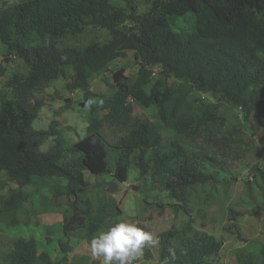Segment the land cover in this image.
Instances as JSON below:
<instances>
[{
  "label": "trees",
  "instance_id": "obj_1",
  "mask_svg": "<svg viewBox=\"0 0 264 264\" xmlns=\"http://www.w3.org/2000/svg\"><path fill=\"white\" fill-rule=\"evenodd\" d=\"M118 1L124 7L110 0H20L0 8V43L28 68L26 75L7 78L8 92L0 106V177L4 174L16 185L2 202L0 221L11 214V222L18 224L17 213L28 200L24 188L33 176L66 179L65 186L54 190L56 199L70 200L64 222L55 230L66 237L58 242L63 263L73 251V238L90 245L94 236L115 224L107 223L108 217L124 214L108 192L109 182L93 184V179L111 175L128 182L134 164L144 181L150 179L151 189L168 192L188 215L184 224L157 235L156 264H165L166 259L168 264H213L223 241L211 218L195 224L189 208L194 198L201 190L226 188L242 170L259 178L264 192V136L250 135L241 123L231 125L227 116V110H238L246 122L254 118L264 128V0ZM143 1L149 10L139 14ZM189 14L194 16V32L172 28L171 17ZM90 28L107 30L111 40L84 48L57 46L59 39ZM131 54L140 63L134 83L122 68L113 73V84L107 83L109 97L92 92V78ZM65 66L72 67L67 89L81 90L89 102L95 97V103L84 107L105 114L93 118L88 134L69 148L52 129L59 137L44 152L41 146L51 133L35 130L32 124L45 107L39 96L66 75ZM154 68H159L161 80L152 84ZM6 72L0 64V80ZM171 79L178 85L169 84ZM132 99L144 111L156 107L159 121L135 116ZM105 129L121 136L111 143ZM161 130H170L172 137L165 139ZM110 147L117 153L113 169ZM95 187L106 197L98 205L88 196ZM212 197L208 194L205 201ZM169 249L175 251V259ZM143 258H155L150 247ZM0 262L57 264L49 252L40 250L36 236L0 238ZM240 263L264 264V259L249 254Z\"/></svg>",
  "mask_w": 264,
  "mask_h": 264
},
{
  "label": "rangeland",
  "instance_id": "obj_2",
  "mask_svg": "<svg viewBox=\"0 0 264 264\" xmlns=\"http://www.w3.org/2000/svg\"><path fill=\"white\" fill-rule=\"evenodd\" d=\"M19 1L0 0V8L14 5ZM110 1L117 6L124 7V4L118 0ZM148 10L149 5L144 1L139 3V14ZM170 23L176 31L194 32L196 29L192 14L184 17H171ZM110 40L111 34L107 30L90 28L83 34L68 35L59 39L57 46L60 48H84L90 43H105ZM0 64H3L7 70L4 80H0L1 106L2 99L8 92V89L5 88L7 78L14 74L26 75L28 68L21 59L8 55L1 43ZM122 68L128 72L130 83H134L139 78L140 63L131 54L129 57L111 64L110 71L104 75L92 78L90 80L92 92L109 97L111 93L107 83L113 84V73ZM64 70L66 75L51 82L50 87L39 96L44 98L46 103L32 127L35 130H45L50 133L52 129L59 131L60 136L67 141L66 148H69L88 134V126L93 118L98 116L101 118L105 112H98L96 115L91 109L84 107L85 104L90 106V102L95 103L96 98L91 97L89 102L81 90L71 91L67 89V83L71 81L72 67L65 66ZM152 70L151 81L153 84L155 81L161 80V77L159 68ZM169 84L178 85L175 79H171ZM206 98L209 101L212 100L209 95H206ZM67 99L71 103H68ZM131 104L135 116L146 115L153 123L159 121L156 107L153 106L144 111L136 99H132ZM227 111L231 125L241 123L250 135L258 138L264 136V128L258 124L256 119L251 118L246 122L240 111L233 109ZM161 133L165 139L173 135L170 130H161ZM59 134L51 133L48 140L41 146V150L47 151L55 143V138L59 137ZM103 134L111 143L121 136V133L109 129H105ZM189 150L192 149L189 148ZM150 155L149 152L147 158H150ZM116 159V150L110 147L108 158L110 168L115 167ZM262 166L264 168V157ZM99 181L116 184L114 193L110 194L114 196L124 213L122 216L108 217L106 222L109 224L122 221L141 224L146 231L157 238L159 233L168 230L172 225L180 226L188 220V215L180 207L179 202L173 200L168 192L151 189L150 179L147 178L144 181L134 164L131 165L129 180L126 183L114 180L111 175L99 180L93 179L92 183L96 184ZM248 182L251 183L250 186L247 185ZM257 182L262 184L259 178L253 179L249 171L242 170L236 179L224 188L225 190L223 188L217 192L201 190L190 205L189 208L192 210L195 224L201 223L205 217L211 218L216 226L217 238L223 241L222 250L211 259L213 264H241L240 262L249 254H255L264 259V192L261 191ZM66 183L64 178L33 176L29 185L24 188L28 194V200L17 213L18 224L11 222V214L6 215V221H0V238L36 236L40 250L49 252L52 257L56 258L57 264H70V262L73 264H99V261L94 260L91 256L90 245L85 240L76 238L71 241L73 251L68 255V260L61 262L63 254L59 251L58 242L59 240H66V237L63 234L55 233V230L64 222V214L69 210L70 200L67 197L56 199L54 190L57 186H65ZM15 188L16 185L7 181L4 174L0 177V209L4 208L2 202L12 195ZM102 191L95 187L88 193L93 204L98 205V202H102L106 198ZM208 194L213 195V197L206 202L205 198ZM49 240L51 241L49 242ZM150 248L156 254L159 245ZM156 262L157 258L146 261L142 257L139 264H156ZM0 264L2 263L0 262Z\"/></svg>",
  "mask_w": 264,
  "mask_h": 264
},
{
  "label": "clouds",
  "instance_id": "obj_3",
  "mask_svg": "<svg viewBox=\"0 0 264 264\" xmlns=\"http://www.w3.org/2000/svg\"><path fill=\"white\" fill-rule=\"evenodd\" d=\"M158 238L135 223L116 222L106 231L99 232L90 241V252L99 264H139L146 247H155ZM172 259L176 253L169 249ZM168 264V260H165Z\"/></svg>",
  "mask_w": 264,
  "mask_h": 264
},
{
  "label": "water",
  "instance_id": "obj_4",
  "mask_svg": "<svg viewBox=\"0 0 264 264\" xmlns=\"http://www.w3.org/2000/svg\"><path fill=\"white\" fill-rule=\"evenodd\" d=\"M197 94V92H195V95ZM108 188H109V193H114V191H115V188H116V184L115 183H113V182H110L109 184H108Z\"/></svg>",
  "mask_w": 264,
  "mask_h": 264
},
{
  "label": "crops",
  "instance_id": "obj_5",
  "mask_svg": "<svg viewBox=\"0 0 264 264\" xmlns=\"http://www.w3.org/2000/svg\"><path fill=\"white\" fill-rule=\"evenodd\" d=\"M108 183V182H107ZM126 183V182H125ZM89 245V244H88ZM154 257L157 258L158 257V252L156 254H154ZM70 264H73L72 262H70Z\"/></svg>",
  "mask_w": 264,
  "mask_h": 264
}]
</instances>
